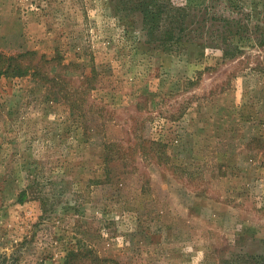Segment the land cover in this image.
I'll use <instances>...</instances> for the list:
<instances>
[{"label": "rangeland", "instance_id": "1", "mask_svg": "<svg viewBox=\"0 0 264 264\" xmlns=\"http://www.w3.org/2000/svg\"><path fill=\"white\" fill-rule=\"evenodd\" d=\"M142 1L0 0V264H264V0Z\"/></svg>", "mask_w": 264, "mask_h": 264}, {"label": "trees", "instance_id": "2", "mask_svg": "<svg viewBox=\"0 0 264 264\" xmlns=\"http://www.w3.org/2000/svg\"><path fill=\"white\" fill-rule=\"evenodd\" d=\"M170 0H148V1H142V5L143 6H136V9L139 10L142 15H143V20H146L147 23H150V25H147L146 27L148 28V31L153 32L154 31V26L152 24V21H156V19L159 16V13L162 12L163 8H167V11H169L168 13H170L171 16H173V14L177 13V17L180 18L181 22L178 24V32H182L185 30V28L187 27V22L185 24H183V20L184 17L186 15V9L187 8H183L180 10H172L174 7L170 6L169 3ZM192 7L191 10H195L198 11V8L195 6H190ZM189 8V7H188ZM190 10V11H191ZM173 14H172V12ZM227 22H231L232 20L229 19H225ZM195 23V20H192ZM18 56H21V54H19ZM8 61L6 63L3 64L2 66V71L3 73H11V74H15L18 76H24L27 73L30 72V65L28 64H21L19 62L16 61L17 58H15L14 56L10 55L8 56ZM32 75H35V73L30 72ZM153 144H155L156 146L153 145V150L155 151H159V153H163V149L162 147L164 146L163 143H156L155 141H153ZM107 147V146H106ZM107 158V157H106ZM158 158H161V156H158ZM104 161L107 163V160L104 159ZM25 191H21L19 193V195H24ZM42 194L38 193L36 194V196H41Z\"/></svg>", "mask_w": 264, "mask_h": 264}]
</instances>
